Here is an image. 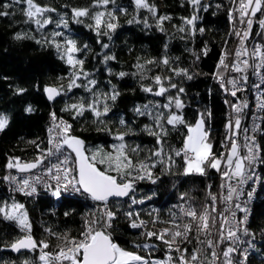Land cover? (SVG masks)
<instances>
[{
    "label": "trees",
    "instance_id": "16d2710c",
    "mask_svg": "<svg viewBox=\"0 0 264 264\" xmlns=\"http://www.w3.org/2000/svg\"><path fill=\"white\" fill-rule=\"evenodd\" d=\"M35 3L54 9L44 12L42 17L51 18L52 23L43 28H38L34 22L26 23L27 17L22 11L27 7L26 4L0 0V12L9 13L8 16H0V114L5 115L9 121L6 128L0 131V206L13 202L24 205L33 239L38 244L41 241L47 242L49 247L44 251L51 253L63 246V240L50 235L45 229L61 236L67 233L71 237L79 238L84 219L99 216V212L79 196L62 195L55 199L45 190H39L33 196L12 193L8 189V181L4 180L5 176L11 175L15 170L6 167L9 159H13V162L14 158H19L22 163L32 162L49 148L47 125L51 113L70 124L71 135L83 140L86 148L103 146L105 150L111 151V145L118 143L114 136L123 133L133 159H145L158 147L156 137L149 134V130L156 129L151 117L137 115L134 109L149 104L150 101L153 105L165 104L169 96L177 95L183 108L176 110L173 104L172 111H178L187 124L194 123L203 114L213 152L228 110L225 91L215 77L217 64L222 52H230L237 37L234 33L242 24L239 22V14L233 11L238 7L239 0L236 3L233 0H200L198 6H193L188 0H149L147 3L156 9L155 15L148 9H137L134 0H114L102 8H94L93 0H35ZM5 4H12V7L5 9ZM82 8H89L91 13L115 12L117 19L112 22L118 27L109 33L111 39L105 35H97L89 27L94 23L90 16L81 17L80 23L74 21L72 10ZM121 8L126 11H119ZM230 12L233 13V20L229 19ZM193 15L197 19L192 25L186 24L185 20ZM161 16L170 19L164 20L158 26V18ZM62 17L68 24L67 28L62 23L57 27ZM258 19H264V11L253 17L248 39L250 44L264 40V35H258L264 33V29L256 21ZM180 28L184 31H180ZM101 31L108 30L102 28ZM53 32H60L62 35L53 38ZM17 33L25 38L15 39ZM53 39L62 46L66 39L76 42L80 51L73 54L74 58L83 61V72L88 74L87 79L81 76L77 80L81 87L68 90L70 78L81 66L76 65L73 69L67 64L66 57L61 59L63 47L58 52L54 44L47 43ZM37 40L41 43H37ZM103 44H108L109 47L105 49ZM106 55L114 56L115 59L105 61ZM164 58L169 60L168 65L160 63ZM146 61L155 63L147 64ZM138 63L144 65L142 73L136 67ZM174 68L186 69L192 78L175 75L172 71ZM262 68L261 76L264 81V66ZM121 72L126 75L120 77ZM157 75L171 77V83H175L177 88H170L164 96L142 91V85L156 89L153 78ZM88 80L96 81L94 87L89 85L91 92L83 87ZM164 84L167 87L169 81L165 79ZM113 85L120 93L117 99H102L97 105L101 111L105 103L109 108L107 115L100 118L103 123L97 121L90 110H85L80 116H76L73 111L64 110L72 104L91 103L94 99L93 93L110 95ZM46 87L57 88L61 90V94L50 101L45 95ZM179 88L184 91L179 93ZM18 89L25 91L17 94ZM241 95L243 93L239 91L236 96ZM123 102L126 103L124 106ZM29 105L33 108L30 113L25 111ZM121 119L125 121L124 125L120 124ZM185 135V126L180 125L175 129L168 126L165 151L169 148H180ZM259 141L260 183L247 224L248 234L244 236L245 247L232 254L234 264H264V115ZM137 147L139 151L132 153L131 149ZM182 172L183 160L177 158V165L170 172H166L163 166L153 169L156 183L148 179L136 182L135 197L144 200V203L132 205L131 210L139 213V219L146 222L148 230L155 226L169 227L164 221L171 219L170 212H178L174 206L181 201L182 194H187L185 200L197 209L205 203L208 191L213 192L211 179L205 182L204 176H184ZM129 203L127 197L111 200L110 208L117 213L111 229L115 242L121 247L137 250L142 254L159 253L161 247L148 250L135 247L143 228L129 227L130 221L124 215L129 210ZM153 219L157 220L155 225L152 223ZM25 234L14 221L5 220L0 215V264H25L26 260L31 264H40L39 247L33 251L15 252L9 249L12 243Z\"/></svg>",
    "mask_w": 264,
    "mask_h": 264
},
{
    "label": "snow or ice",
    "instance_id": "6c2138e0",
    "mask_svg": "<svg viewBox=\"0 0 264 264\" xmlns=\"http://www.w3.org/2000/svg\"><path fill=\"white\" fill-rule=\"evenodd\" d=\"M113 2L114 0H93V7H106ZM188 2L193 6L200 5V0H188ZM233 2L236 3V0H233ZM13 3L27 5L26 8L22 9L23 15L27 17L26 23L34 22L38 28H43L45 25L52 23L51 18L42 17L44 12L54 11V9L40 6L35 3V0H13ZM134 3L137 9L145 8L153 15L156 14L155 7L149 5L147 0H134ZM9 7H12V4L4 5L5 9ZM119 11L124 12L126 10L121 8ZM233 11L239 14L240 24L246 25V27L235 31L234 34L237 36L239 43L234 50V59L231 63H228L231 54L227 50L222 52L215 77L225 92H230L233 97H236L237 92L243 91L244 86L248 84L247 72L249 69L252 70L254 75H262L264 46L256 44L250 51L245 42L252 30V17L256 16L258 12L264 11V0H239L238 7ZM8 15L7 11L0 12V16ZM72 16L76 23L82 22L81 17L90 16L94 23L89 27H92L97 35H105L109 39H111L109 33L115 31L118 27L116 23L112 22L117 19L113 11H95L91 13L89 8L73 9ZM105 17L108 19H105ZM166 19H170V17H159L158 26ZM196 19L197 17L193 15L191 18L186 19L185 23L192 25ZM229 19L233 20L232 12L229 13ZM61 23L65 28L68 27L63 17L57 27H60ZM259 24L264 29V19L260 20ZM145 26L147 27L146 23ZM102 28H107L108 31L102 32ZM161 30H163L162 27ZM179 30L184 31L183 28ZM61 35L60 32L52 33L53 38ZM258 35H264V33H258ZM14 38L19 40L25 37L17 33ZM37 43H41V41L37 40ZM47 43L54 44L58 52H61L63 47L61 59L66 57L67 64L72 66L73 69L76 68V65L81 66L79 71H74L73 76L70 78L68 90L70 91L73 87H81L82 85L78 84L77 80L81 76L87 79L88 74L83 72V61L74 58L73 54L80 51L76 42L72 39H66L62 46L53 39L47 41ZM85 47L87 46L85 45ZM102 47L106 49L109 45L103 44ZM206 51L205 49V53ZM110 59H115V57L105 56V61ZM146 63L152 64L155 62L146 61ZM160 63L168 65L169 60L164 58ZM136 67L141 73L144 71L143 64L138 63ZM172 71L177 76L184 75L188 79L192 78L186 69L174 68ZM226 72L237 73L238 76L226 77ZM125 75L124 72L119 73L120 77ZM141 78L144 77L141 76ZM165 79L169 81L167 87L164 84ZM153 83L156 85V89L152 86L142 85V91L155 96H164L170 88H177L175 83H171V77L165 78L157 75L153 78ZM89 85L94 87L96 81L88 80L87 84L83 85L86 90L91 92L92 88ZM253 87L259 89L260 85L255 84ZM24 91V89H18L17 94ZM44 91L50 101L61 94V90L53 87H46ZM183 91V88L178 90L179 93ZM119 94L115 90V85H113L110 95L107 93L103 95L93 93L94 99L91 103L87 105L84 103L72 104L64 110L73 111L76 116L83 115L85 110H90L97 121L103 123L100 118L107 115L109 108L105 103L101 111L97 105L102 99L104 101L109 99L115 101ZM225 103L229 104L236 115L234 120L230 119L225 125L227 134L222 146L226 151L220 153L219 156L212 152L213 145L208 139L209 132L205 129L203 114H201L195 125H191L185 122L178 111H172L173 104L176 110L183 108V103L178 95L177 97L169 96L168 102L165 104L156 103L153 105V102L150 101L149 104L137 106L134 109L137 115L151 117L156 129L149 130V134L156 137L158 147L145 159H133V156L129 154V148L125 143V134L123 133H117L114 136L118 143L111 145V151L105 150L103 146L86 148L83 140L71 135V125L63 120L58 121L56 114L51 113L52 127L48 130V144L50 147L32 162L22 163L19 158H14L15 162H13V159L10 158L6 165L8 169L15 168L21 173L41 168L42 174L35 175L31 179H18L16 176L8 175L4 177V180L15 183L16 188L13 190L28 196L37 192L36 185L39 184H43L45 189L57 198L62 195L72 196L74 194L87 196L99 205V216L93 214L94 218L84 219L79 238L71 237L67 233L61 236L53 233L50 229H45L50 235H55L57 239L63 240V246L58 247L54 254L44 251L49 247L47 242L41 241L38 244L30 234L12 243L10 245L11 249L13 251H20L21 249L33 251L39 247L41 249L40 264H234L232 254L238 251L241 234H248L247 228L244 227L248 221L249 209L247 204L252 200L255 192L253 188L247 192V200L240 201L243 185L254 178V174H249L246 169L245 161L248 165H252L257 160L259 146L255 144L254 136H245L246 143L243 147L247 148V155L241 156V145L236 137L241 128V114L248 105L246 101L230 103L226 100ZM150 105L153 106L150 107ZM260 106L264 107V103ZM25 111L30 113L33 108L29 105L25 108ZM8 123V118L0 114V131H3ZM120 124L124 125L125 121L121 119ZM180 125L187 128V135L183 138L182 146L180 148H169L168 151H165V137L168 135V126L175 129ZM257 127V125H254L252 131L255 132ZM244 131L247 132L248 129H244ZM37 147L39 146L37 145ZM66 150H70V152H66ZM138 151V147L131 149L132 153ZM177 158L183 160L182 175L184 176H206L208 169L216 170L221 179L219 186L221 191L213 193L209 190L206 201L199 211L185 201L187 194H182L180 200L185 202L174 206L178 208V212H170L171 219L164 221L169 227L141 232L142 237L149 240L155 238L162 242L169 253L175 251L180 254L175 261L171 255H168L164 261L153 260L150 262L145 257L136 252L128 251L115 242L110 229L113 228L117 213L109 205L112 198L120 200L127 197L130 201L129 210L125 211L124 215L130 221L129 227L132 229L146 228V222L139 219V213H134L131 210L132 205L144 203V200H138L135 197V184L137 181L145 179L156 183L153 169L157 166H163L166 172H170L177 165ZM45 161H48V163L45 164ZM45 177H48V179L46 180ZM50 181H54V183ZM147 198L151 199V197ZM237 211L245 214L243 218H237ZM0 215L5 220L14 221L22 231L31 232V224L27 212L24 211V205L17 202L5 203L4 206H0ZM65 215L67 216L68 213L66 212ZM152 223L155 225L157 220L153 219ZM193 242H195L194 247L189 252L184 245L193 244ZM225 242L230 243L226 248H222L221 246ZM135 247L148 250L155 246L143 243L136 244ZM246 251L245 249V258ZM25 264H31V262L26 260Z\"/></svg>",
    "mask_w": 264,
    "mask_h": 264
},
{
    "label": "built area",
    "instance_id": "2783aa9c",
    "mask_svg": "<svg viewBox=\"0 0 264 264\" xmlns=\"http://www.w3.org/2000/svg\"><path fill=\"white\" fill-rule=\"evenodd\" d=\"M252 19H253V17H252ZM256 21L259 24L260 20L258 19ZM245 27H246V25L242 24L240 26L239 30H241V29H243ZM259 27H260V24H259ZM248 39L245 42V45L250 51L253 48V46L256 45V44H260V45L264 46V40H263V42L254 41V42H252V44H250ZM238 43H239V41H238V38L236 37L235 40H234V43H233V45L231 47V50L229 52L231 55H229V58H228V61H227L228 63H231L232 60L234 59V50L238 46ZM245 58H247V57H245ZM261 69H263V68H261ZM247 75H248L249 83H248V86L246 87V85H245L244 86V90L241 91L243 93V95H241V97H239V96L233 97L230 94V92H225V98L230 103H237V102H240V101H246L247 105H248V107L245 108L243 110L242 114H241V116H242L241 128L239 130L238 136L236 137V139L238 140V143L241 145V148H240L241 156L247 155V148L243 147L244 144L246 143L245 136H248V137L254 136L255 137V144L259 146V152H258L257 160L252 165H248L247 162L245 161L246 169L248 170L249 174H254V178H253V180H250L245 185H243V193L240 196V201L244 202V201L247 200V192L251 191L253 188L255 189V192L253 194L252 200L250 202H248V204H247V207L249 209L248 221H247V224H248V222L250 220L251 213H252V204H253V201H254V199L256 197V192L258 190L259 183H260V164H259L260 160H259V158H260V155H261V147H260V143H259L260 142L259 141V135L261 133V122H262L263 115H264V111H263L264 107H261L260 105L262 103H264V86H263V82L264 81H262V76L261 75H254L251 69L248 70ZM225 76L226 77H228V76L236 77V76H238V74L237 73L226 72ZM249 84H250V86H249ZM255 84H259L260 88L257 89L255 87H253V85H255ZM228 87L230 88L231 86H228ZM250 87H253V88L250 89ZM235 115L236 114L232 111L231 107L228 104V110H227V115H226V118H225V121H224V127L220 131V133H219V135L217 137L215 150L213 151V153L215 155H217V156H219L220 153L226 151V149L222 146V142H224L225 136L227 134L225 125L228 123V121L230 119L234 120ZM57 120L59 121V120H63V119L57 118ZM63 121H65V120H63ZM254 125L258 126L257 130L255 132L252 131V128H253ZM50 127H52L51 117H50V119L48 121V125H47V133L48 134H49L48 130H49ZM244 129H248V131L245 132ZM49 147H50V145H49ZM229 147H230V145H229ZM66 152H68V151L66 150ZM49 159H52V158H49ZM47 163H48V161H45V164H47ZM41 174H42V169L41 168L33 169L31 172H25V173L18 172L15 169L12 172L11 176H16L18 179H20V178L31 179V177H33L35 175H41ZM204 177H205V182L210 181V179L212 180V182H213V185H212L213 193H219L221 191V189L219 187L220 184H221V179H220L219 173L216 172V170L208 169L207 170V175L204 176ZM45 179L47 180L48 177H45ZM50 182L54 183V181H50ZM12 188L13 189L16 188V184L15 183H12ZM36 188H37V192L39 190H45L49 195H51L50 191H47L43 184L36 185ZM17 192H19V191H17ZM37 192L34 193L33 195H36ZM19 193H21V192H19ZM21 194H23V193H21ZM23 195H25V194H23ZM33 195H31V196H33ZM72 196H79V197H81L83 199H86L91 205H93L96 208V210H98L99 205L96 202L92 201L90 198H87V196H81L79 194H74ZM52 197H54V196H52ZM54 198L57 199V197H54ZM185 201H179L177 203V205H179L181 203H184ZM187 203H189V202L187 201ZM202 205H199V207L197 208L198 211L201 209ZM244 215H245L244 213H241V212L237 211V218L238 219L243 218ZM247 224L244 227L247 228ZM159 229H162V228L155 226V227L151 228L150 230H159ZM145 230H148V228L147 227L143 228L142 231H145ZM110 231H111V229H110ZM244 236L245 235L241 234V243L239 244V248L238 249H244V247H245L246 239L244 238ZM137 242H138V244L148 243L150 245H154L155 247H153V248L161 247V250L159 249V253L151 254V255L150 254H141V253H139L136 250L127 248L128 251L136 252L139 255L145 257L146 259H148L150 262L153 261V260L164 261V260L167 259L168 255H171L173 257V260L175 261L176 258L180 255L178 252H175V251L169 253V251L166 248V246L162 242H160L159 240H156L155 238H152V239L149 240L146 237H142L141 236L137 240ZM229 243L230 242H225L221 247L222 248H226ZM194 244H195V242H193V244H185L184 247L188 248L189 252H191L192 248L194 247ZM57 250H55V251H53L51 253L54 254Z\"/></svg>",
    "mask_w": 264,
    "mask_h": 264
},
{
    "label": "bare ground",
    "instance_id": "6f19581e",
    "mask_svg": "<svg viewBox=\"0 0 264 264\" xmlns=\"http://www.w3.org/2000/svg\"><path fill=\"white\" fill-rule=\"evenodd\" d=\"M259 160H260V158H259ZM8 189L12 192V193H16V194H21V193H19V192H17V191H14L13 190V188H12V183L11 182H9L8 181ZM23 195V194H22ZM109 207H110V205H109ZM19 227V226H18ZM21 229V228H20ZM25 232H26V234L24 235V236H27V235H31V232L29 233L27 230H24ZM32 236V235H31ZM33 238V237H32ZM137 251V250H136ZM16 252V251H15ZM139 252V251H138ZM139 253H141V252H139ZM142 254V253H141Z\"/></svg>",
    "mask_w": 264,
    "mask_h": 264
},
{
    "label": "rangeland",
    "instance_id": "374dc122",
    "mask_svg": "<svg viewBox=\"0 0 264 264\" xmlns=\"http://www.w3.org/2000/svg\"><path fill=\"white\" fill-rule=\"evenodd\" d=\"M147 1H149V0H147ZM153 1H155V2H158V0H153ZM126 103L125 102H123L122 103V105L124 106ZM201 116H199L197 119H196V121L200 118ZM196 121L194 122V123H192L191 125H195L196 124ZM210 142V141H209ZM211 143V142H210Z\"/></svg>",
    "mask_w": 264,
    "mask_h": 264
},
{
    "label": "water",
    "instance_id": "95a60500",
    "mask_svg": "<svg viewBox=\"0 0 264 264\" xmlns=\"http://www.w3.org/2000/svg\"><path fill=\"white\" fill-rule=\"evenodd\" d=\"M45 95H46V97H47V94L45 93ZM73 136V135H72ZM77 137V136H76ZM79 138V137H78ZM70 151V150H69ZM73 156H74V154H72ZM24 237H26V236H22L20 239H23ZM9 249H11V247H9ZM12 250V249H11ZM21 250H27V249H21ZM20 250V251H21ZM13 251V250H12ZM16 252H18V251H16Z\"/></svg>",
    "mask_w": 264,
    "mask_h": 264
}]
</instances>
